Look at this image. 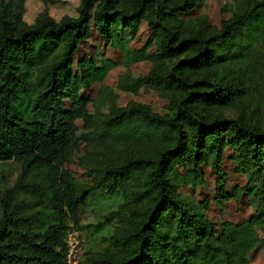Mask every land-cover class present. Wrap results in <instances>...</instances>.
Returning <instances> with one entry per match:
<instances>
[{"label":"trees","instance_id":"1","mask_svg":"<svg viewBox=\"0 0 264 264\" xmlns=\"http://www.w3.org/2000/svg\"><path fill=\"white\" fill-rule=\"evenodd\" d=\"M17 1L15 21L0 23V163H19L22 179L46 172L47 221L12 207L9 194L0 264H66L68 223L100 188L79 190L71 160L100 103L141 92L164 98L170 114L117 109L103 130L155 153L108 169L102 182L141 188L147 209L135 230L112 239L116 254L80 264H264V128L207 117L246 99L262 74L255 45L264 39V2L210 35L193 23L203 0H82L77 18L43 16L33 26L20 23ZM136 61L157 71L129 74ZM37 71L33 110L44 115L27 120L13 103Z\"/></svg>","mask_w":264,"mask_h":264},{"label":"rangeland","instance_id":"2","mask_svg":"<svg viewBox=\"0 0 264 264\" xmlns=\"http://www.w3.org/2000/svg\"><path fill=\"white\" fill-rule=\"evenodd\" d=\"M82 0H24L20 23L33 26L43 16L60 22L65 17L77 18ZM255 2L264 0H203L198 20V29L219 33L221 23L235 13H244ZM17 0H0V23L2 19L15 21ZM191 22V21H190ZM260 53V72L262 74L250 85L246 99L233 108L219 110L207 115L209 118H224L238 121L246 120L252 126L264 128V39L255 45ZM59 56V55H58ZM179 60H176L178 63ZM53 64V63H52ZM168 67L172 63L167 62ZM157 71L150 61L134 62L129 74L147 75L151 70ZM225 71V70H223ZM203 82L202 80H200ZM207 83H213L211 78ZM43 84V71L31 74L27 93L20 92L14 101V112L27 120L42 119L44 112L36 114L34 105L38 101L37 93ZM114 97L108 105L97 108L92 130L75 152L69 170L79 190H87L100 184L92 192L86 204L80 208L76 222H69V232L65 243L67 247L66 264H80L88 255L99 257L105 254H116L112 239L135 230L142 221L147 209L148 198L141 188L125 190L107 187L102 182L103 174L108 169L120 167L131 159L151 156L155 147L140 142H113L103 130L106 116H111L117 109H129L144 106L160 115L170 114L167 101L154 92ZM22 166L15 161L0 163V222L3 218V202L13 194L11 206H22L26 213L35 216L39 225L47 221L46 189L47 174L45 171L32 172L22 179ZM42 215V217H40Z\"/></svg>","mask_w":264,"mask_h":264}]
</instances>
